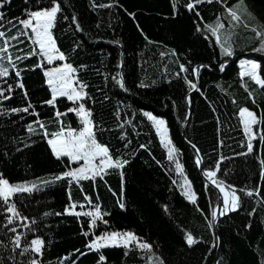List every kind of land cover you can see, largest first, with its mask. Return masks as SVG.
<instances>
[{"label": "trees", "instance_id": "1", "mask_svg": "<svg viewBox=\"0 0 264 264\" xmlns=\"http://www.w3.org/2000/svg\"><path fill=\"white\" fill-rule=\"evenodd\" d=\"M183 2L186 4L188 0ZM36 3L38 0H30L27 4L25 0H4L0 8L5 13L3 23L8 25L12 21L15 25L3 29L8 36L18 34L22 27L18 19L27 18L26 9L37 10ZM100 4L114 6L99 7ZM61 7L53 35L58 47L70 58L67 62L78 68V79L89 85L86 106L93 111L94 124L105 129L97 133L98 142L109 146L120 158L128 159L129 164L123 170V182L119 170H108L103 179L95 181L40 184L41 180H53L55 175L67 170L65 165L69 162L66 158L57 160L44 138L27 131V124L37 119L33 112L40 113L39 119L47 122L53 120L55 109L43 103L50 98V93L43 84V70L35 67L39 57L17 62L28 100L20 89L10 93L11 100L0 99V151L7 152L10 157L7 167H0V172L11 183L37 182L39 187L32 193L16 194L10 200L28 220L15 218L13 224L6 227V216L10 214L0 201V264H27L31 258L41 260L42 264H69V261L96 264L100 254L106 256V264H158L157 258L164 264L213 263L217 247H212L213 230L207 224L217 203V193L196 166L195 153L186 143L181 128L189 109L186 97L191 91L183 77L187 75L197 83L191 71L176 76L179 63L187 66V61H192L190 67L201 64L212 67L201 69L198 89L188 96L191 113L185 137L200 150L202 169L215 170L216 162L223 157L217 178L237 189L254 192L251 197L238 192L241 208L220 221L219 262L264 264V177L261 176L264 143L259 138L264 125L254 126L256 138L253 151L248 153V139L238 117L242 106L258 117L264 116V88L239 75V60L247 58L261 64L260 75L264 78V53L253 51L261 43V37L252 31L255 28L264 32V0L201 3L196 10L203 21L184 7L174 13L172 0H62ZM227 8L241 15L240 24L235 28L230 26ZM129 13H135V17ZM65 16L68 19H64ZM73 16L77 18L75 22ZM218 16L225 24L222 35L231 33L235 55L230 58L220 56L210 33L196 31L197 24L202 29L205 22L214 25ZM9 43L13 57L22 56L34 47L23 35ZM2 45L3 38H0ZM173 50L176 55H172ZM224 60L229 61L228 67L221 72L218 63ZM9 70V77H0V88L6 83L15 85L16 69L9 66ZM118 73L123 76L127 91L112 80ZM141 83L148 87H140ZM28 102L33 105L29 113L8 111L24 107ZM71 106L72 102L66 98L58 100L61 112ZM142 110L166 120L170 138L179 151L177 159L198 196L196 205L182 194L184 177L176 172L175 164L168 161L167 150L160 144L151 122L143 117ZM64 121L78 127V118L72 113L64 117ZM57 127L51 123L48 131H55ZM128 141L131 143L125 148ZM141 144L147 148H140ZM85 195L92 197L93 203H99L104 213L110 214L104 217L109 221L107 226L98 221L100 228L96 235L104 230L133 231L152 244L154 255L135 247L128 250L112 247L100 253L88 251L87 255L76 253V249L87 251L85 245L93 238L82 235L89 230L88 219L63 213L73 202L86 205L76 211L90 210ZM120 200L125 204L123 209L119 207ZM25 224L32 226V230L24 227ZM10 227L22 234L19 248L14 245L15 234L9 231ZM188 232L199 241L191 247L185 241ZM37 235L45 240L43 255H20Z\"/></svg>", "mask_w": 264, "mask_h": 264}, {"label": "snow or ice", "instance_id": "2", "mask_svg": "<svg viewBox=\"0 0 264 264\" xmlns=\"http://www.w3.org/2000/svg\"><path fill=\"white\" fill-rule=\"evenodd\" d=\"M29 2L30 0H25L26 4ZM204 2L211 4L213 0H188L186 4L183 0H172L173 12L176 13L179 11L180 7H184L188 11L194 12L195 16L198 17L200 21H203L201 13L196 9L199 4ZM61 4L62 0H47V6H45V0H38V3L34 5L37 10L26 9L24 15L27 18L18 19L17 23L22 27L15 36H8V33L3 30L8 25H12V21H9L8 25H5L3 23L5 13L0 11V38H3V45L0 46V77H9L10 66L12 69H16L15 77L18 78L15 85L6 83L5 87L0 88V99L11 100L13 97L10 93H12L14 89H20L22 90L25 100H28V92L21 78L22 72L17 68V62L27 60L30 57H39V61L35 67L43 70L46 85L50 90V98L43 103L52 107L55 111L53 114V120L47 122L39 119L40 113L33 112L32 115L36 116L37 119L27 124V131L31 135H38L44 138L50 148L51 154L57 160H63L66 158L69 162L65 165L67 170L61 172L59 175H55L53 180H41L39 183L42 185H48L54 181L66 180L70 185L72 182L79 184L84 180L95 181L97 178L103 179V177L107 175L108 170H119L123 182V170L125 166L129 164V160L120 158L110 151L109 146L98 142L97 133H102L105 129L97 127L94 124L93 111L90 107L86 106L87 97L89 96L86 89L89 85L78 79V68L74 67L73 63L67 62L70 58L60 49V47H58L57 39L53 35V29L58 23V14L62 12ZM3 6L4 0H0V8ZM98 6L110 8L114 5L100 4ZM226 13L230 18V26L232 28H235L240 24L241 15L238 11L233 10V8H227ZM129 15L133 18L135 17V13H129ZM64 19H68V17L65 16ZM72 20L75 22L77 18L73 16ZM76 27L77 29H80L79 23L76 24ZM244 27H247V25H244ZM224 28L225 24L221 17L218 16L214 25L205 22L202 29L200 25L197 24L196 31L210 33L211 37H214L215 39L216 46L219 47L220 56L230 58L235 55V48L230 42L231 33L222 35V30H224ZM252 31L257 37H261V43L258 47L254 48L253 51L264 53V32L257 31L255 28H253ZM21 35L27 37L34 47L22 56L17 55L13 57L9 52V48L12 47L9 40H19V36ZM76 47H79V45ZM19 51H22V49ZM72 51L75 52V48L72 49ZM161 55H165V53H161ZM172 55H176L175 50L172 51ZM191 65L192 61H187V66L185 63H179V72L176 73V76L179 77L181 73L187 74L191 71V74L198 79L201 69H210L212 67L211 64H201L190 67ZM80 67L84 68L87 66L80 65ZM218 67L219 71L224 72L228 67V61L224 60L223 62H219ZM239 68V75L242 79L247 77L256 85L264 88V78L260 75L261 64L258 63L257 60L241 58L239 60ZM117 76L119 78H117ZM117 76H113L112 80H114L121 89L127 91L123 76L119 73ZM183 80L187 84L188 89L195 90L198 88L197 83H194L187 75L183 77ZM153 83H155V81H153ZM140 87H148V85L141 83ZM60 98H66L67 101L72 102V106L68 107L65 112L59 110L58 100ZM105 99H107V97H105ZM187 102H191L190 98H187ZM233 102L235 103V101ZM32 107L33 105L28 102L24 107H13L8 111L15 114L29 113ZM69 113L74 114L75 117L78 118V127H73L71 123H65L64 117ZM142 115L151 122L152 127L155 129V132L159 137L160 144L167 150L168 161L173 162L175 164L176 172L184 177L183 184L181 185L182 194L189 202L196 205L198 196L192 189L191 181L184 175L183 165L177 159L179 151L170 138L166 120L154 115L151 111L142 110ZM238 117L239 122L243 126V131L248 137L246 145L247 151L248 153H251L253 151L252 141L256 138V134L253 132V126L264 125V116L258 117L254 111L250 110L248 107L242 106L239 108ZM51 123H55L58 126L57 130L51 132L48 131V125ZM33 125H36V127ZM120 127L122 128L123 125H120ZM123 138L124 137L121 136V139ZM259 138L260 141L264 143V131H262ZM130 143L131 141H128L124 147H128V144ZM27 146L28 145H26V147ZM192 147L199 152L196 145L193 144ZM140 148L145 149L147 148V145L141 144ZM9 159L10 157L7 152L0 151V167L6 168ZM223 159L224 158L221 157L220 160L216 162L215 170L202 169L203 175L211 182V185L214 186L215 189H218L219 194H221L217 195L218 203L211 211V219L208 220L207 224L208 228L213 230V248L218 246L220 240V237L215 231V229L219 227V218L227 217L230 212H235L242 206L241 196L238 195V192H244V194L249 197L254 194L251 189L247 191L244 189H237L235 186L229 185L224 180L217 178V172L220 170V163ZM157 163H159V161H157ZM202 163L203 161L201 157L197 155L195 159L196 166L200 167ZM261 163L264 164V161H261ZM261 176L264 177V171L261 172ZM173 183L175 184L176 181H173ZM38 187L39 185L37 182L25 181L21 183H11L9 179L5 178L4 173L0 172V201H2L3 205L6 207V212L10 214L6 216V227L12 225L15 218L23 220L29 219L18 210L17 204L15 202L10 203V200L16 194L32 193L33 191L38 190ZM69 200L71 201L70 189ZM84 200L90 210L76 211L78 207L84 209L86 205L73 202L65 208L63 213L65 215L76 216L77 218L84 217L88 219L89 230L83 231L82 235L84 237H89L91 235L93 238L85 245L87 251L81 252L80 249H76V253L87 255L88 251L100 253L101 250L112 247H123L126 250L135 247L154 255V253H152V244L143 241L142 238L137 236L133 231L104 230L101 231L99 235H96L95 232L100 228L98 221L107 226L109 221L104 217L105 215L110 214L104 213L99 203H93L92 197L85 195ZM118 203L121 209L125 208V204L122 200L118 201ZM198 210L200 209L198 208ZM45 215L48 214L46 213ZM56 215H61V213H56ZM33 226H35V221H33ZM248 226L251 227L250 224ZM24 227L29 228V231L32 230V226L28 224H25ZM9 231L15 234L14 245L16 248H19L21 245L22 234H18L15 227H10ZM185 241L189 247L199 242L191 232H188L185 235ZM44 248L45 240L37 235L27 243L20 255L36 254L42 256ZM106 259L105 255L100 254L96 264H106ZM149 259H151V255L149 256ZM157 259L158 264H164L163 260L159 258ZM64 260H68V257H64ZM27 264H42V261L37 258H31L27 261ZM69 264H75V262L69 261ZM217 264H220V262L218 261Z\"/></svg>", "mask_w": 264, "mask_h": 264}, {"label": "water", "instance_id": "3", "mask_svg": "<svg viewBox=\"0 0 264 264\" xmlns=\"http://www.w3.org/2000/svg\"><path fill=\"white\" fill-rule=\"evenodd\" d=\"M228 63H229V61H228ZM199 79H200V76H199L198 79L196 78L197 85H199ZM197 89H198V88H197ZM197 89H195V90H191V91L188 93L187 97H186V103H187L189 109H188V114H187V117H186L185 123H184V124H181V128H182V135L184 136L186 143L192 148V150H193L194 153H195V156H196V157H197V155L200 156L201 159H202V161H203V156H202L200 150H199V152H197L196 149H194V148L192 147L193 143L190 142V141L185 137V129H186V125H187V122H188V119H189L190 113H191V110H190V103L187 102V98H188V96H189L191 93H193V92L196 91ZM194 145H195V144H194ZM196 148H198V147L196 146ZM202 165H203V163H202ZM202 165H201L200 167H198L199 170H200V173L202 174L204 180L208 183V185L211 186L212 188H214V186L211 185V182H210V181H209V180L203 175V172H202ZM214 189H215V188H214ZM215 191H216L217 195H221V194H219L218 189H215ZM217 203H218V201H217ZM217 203H216V205H217ZM220 203H222V202H220ZM215 207H216V206H215ZM223 218H224V217H220V218H219V224H220V221H221ZM215 231H216V234L220 237V230H219V227H218L217 229H215ZM220 242H221V237H220V240H219V242H218V246H217V254H216V257H215V260H214L213 264H217V262L219 261V247H220Z\"/></svg>", "mask_w": 264, "mask_h": 264}, {"label": "rangeland", "instance_id": "4", "mask_svg": "<svg viewBox=\"0 0 264 264\" xmlns=\"http://www.w3.org/2000/svg\"><path fill=\"white\" fill-rule=\"evenodd\" d=\"M41 76H42V79H43V84L47 87V85H46V81H45V77L43 76V72H42V74H41ZM47 89H48V87H47ZM48 91H49V93H50V90L48 89ZM255 126V125H254ZM254 126H253V132L255 133V131H254ZM247 136V135H246ZM247 139H248V137H247ZM253 141H254V139H253ZM253 141H252V143H253Z\"/></svg>", "mask_w": 264, "mask_h": 264}, {"label": "bare ground", "instance_id": "5", "mask_svg": "<svg viewBox=\"0 0 264 264\" xmlns=\"http://www.w3.org/2000/svg\"><path fill=\"white\" fill-rule=\"evenodd\" d=\"M215 260V259H214ZM214 262V261H213ZM213 264V263H212Z\"/></svg>", "mask_w": 264, "mask_h": 264}]
</instances>
